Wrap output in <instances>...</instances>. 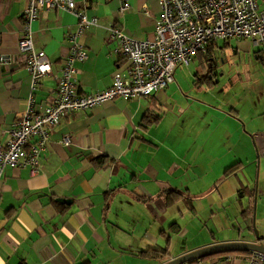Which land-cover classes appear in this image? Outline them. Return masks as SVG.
I'll list each match as a JSON object with an SVG mask.
<instances>
[{
	"label": "crops",
	"instance_id": "0c3cea01",
	"mask_svg": "<svg viewBox=\"0 0 264 264\" xmlns=\"http://www.w3.org/2000/svg\"><path fill=\"white\" fill-rule=\"evenodd\" d=\"M129 2L131 7L123 12L121 0H78L99 18L98 26L81 38L87 59L76 63L73 75L80 93L107 89L116 70L125 68L126 60L115 54V43L110 41V26L136 39L153 36L160 1ZM26 6L27 0H0L3 146L33 93V78L18 47ZM77 23L73 14L52 9L32 25L36 47L46 51L52 64L51 73L35 90L39 110L57 97L63 61L72 46L69 35ZM220 42L194 58L201 67L196 75H205L210 56L221 55L231 41ZM249 50L258 57L264 53V48L251 43ZM217 75L209 81H217ZM158 102V93L117 98L65 116L51 132L38 173L30 167L5 170L0 176V264H160L213 244L255 241L254 224L264 237V132L256 131L257 141L253 125L242 129L236 118L242 116L239 106H229V111L222 109L226 106H185L187 110L155 106ZM258 112L264 114V105ZM222 123H228L224 135L217 130ZM100 156L111 161L96 164ZM256 158L260 167L254 173ZM209 175L213 178L206 182ZM169 189L180 195L169 200ZM185 210L196 217L208 214L205 222H214L205 225L210 231L205 234L207 243L194 239L190 251L174 256L170 253L174 232L191 234L176 216L180 212L186 216ZM238 223L244 237H217L216 225L234 234ZM252 256L236 251L204 261L257 264Z\"/></svg>",
	"mask_w": 264,
	"mask_h": 264
},
{
	"label": "built area",
	"instance_id": "2783aa9c",
	"mask_svg": "<svg viewBox=\"0 0 264 264\" xmlns=\"http://www.w3.org/2000/svg\"><path fill=\"white\" fill-rule=\"evenodd\" d=\"M121 1L123 12L131 7L129 0ZM159 1L160 18L151 38L136 39L120 27L110 26V41L115 43V54L126 60L125 68L116 70L107 89L82 94L73 75L77 71L76 63L87 59L81 38L98 26V16L90 15L78 0H27L18 47L33 78V93L26 111L9 130L8 143L0 145V176L7 168L19 167H30L32 173H38L40 158L50 146L51 132L63 117L91 110L117 98L151 97L174 82L179 66L190 64L213 42L238 39L264 47V0ZM52 9L73 14L78 23L69 35L72 46L63 61L57 97L52 104L39 110L36 108L35 90L41 78L51 73L52 64L46 51L36 47L32 25L41 13ZM69 142L70 139L65 138V143ZM252 255L253 262L263 264V254ZM183 264L212 263L198 259Z\"/></svg>",
	"mask_w": 264,
	"mask_h": 264
},
{
	"label": "rangeland",
	"instance_id": "374dc122",
	"mask_svg": "<svg viewBox=\"0 0 264 264\" xmlns=\"http://www.w3.org/2000/svg\"><path fill=\"white\" fill-rule=\"evenodd\" d=\"M230 41V44L221 53L222 59L218 65L219 75L216 77L217 81H206L202 75L203 72L196 75L199 68L201 69L197 59L188 65H181L176 70L174 82L170 84L166 91L157 92L161 102H158L155 106H226L222 107L225 111L230 110L229 106H239L242 112V116L236 117L240 122L239 124L243 126V130L244 125H253L255 131L253 137L258 141L259 135L256 134V131L261 129L259 132H264V114L258 112V108L264 105V53L261 57L251 53L249 50L250 41L248 40L232 39ZM220 43L223 44L224 42ZM221 117L220 121L224 122V115ZM227 125L228 123H222L217 130L224 135ZM255 160L256 163L252 168L254 173H257L260 162L257 158ZM212 178V175L206 176L205 181H210ZM255 181L258 186L259 176H256ZM184 212L186 216L183 217L181 212L176 216L180 219L184 228L186 226L190 227L191 234L190 237H186V234L182 235L181 231L174 232L173 245L170 249V253L174 256L190 251L194 239L195 242L207 243L205 234L210 232L207 231L208 227L205 226L208 223L205 222L208 220V214L205 215L201 212V215L196 217L188 210ZM257 217L256 213V220ZM238 218L242 219L241 216ZM219 221V219H216V224H219ZM213 222L208 224L211 225ZM216 226H218L216 228L217 237L230 239L232 237L238 238L240 234L242 237L246 235V232L243 229L241 230L242 227L239 223L238 226L236 224L237 229L232 228L234 234L220 225ZM242 226H245V224L243 223Z\"/></svg>",
	"mask_w": 264,
	"mask_h": 264
},
{
	"label": "water",
	"instance_id": "95a60500",
	"mask_svg": "<svg viewBox=\"0 0 264 264\" xmlns=\"http://www.w3.org/2000/svg\"><path fill=\"white\" fill-rule=\"evenodd\" d=\"M260 156V152H258ZM256 216H254L255 219ZM255 227V241H231L220 244L209 245L189 253L183 254L166 262L160 264H183L187 262H193L198 259H202L217 254H223L226 252H251L260 253L264 255V237H261L256 225Z\"/></svg>",
	"mask_w": 264,
	"mask_h": 264
},
{
	"label": "trees",
	"instance_id": "16d2710c",
	"mask_svg": "<svg viewBox=\"0 0 264 264\" xmlns=\"http://www.w3.org/2000/svg\"><path fill=\"white\" fill-rule=\"evenodd\" d=\"M204 76V78H205V80L207 81H209V78H208V76H205V75H203ZM200 82V81H199ZM159 116H156V119L158 118ZM95 163L96 164H104L105 162H109V161H111L109 158H107V157H105V156H100V157H98V158H96L95 160ZM180 194L178 193V192H176V190L175 189H169L168 190V194H167V198L170 200L171 198H173V200L175 199V198H177L178 196H179ZM167 250V249H166ZM165 250V251H166ZM228 253H232V252H226V253H223V254H217V255H214V256H209V257H205V258H202V259H207V258H212V257H217V256H221V255H226V254H228ZM246 253H251V252H246ZM188 263H192V262H188Z\"/></svg>",
	"mask_w": 264,
	"mask_h": 264
},
{
	"label": "flooded vegetation",
	"instance_id": "af4514ba",
	"mask_svg": "<svg viewBox=\"0 0 264 264\" xmlns=\"http://www.w3.org/2000/svg\"><path fill=\"white\" fill-rule=\"evenodd\" d=\"M221 57H222L221 55H217V54H212L210 56V61H208V63L206 64V69H205V76H208L209 79H212L213 75L218 74L217 70H219L218 65H219V61L222 59Z\"/></svg>",
	"mask_w": 264,
	"mask_h": 264
}]
</instances>
